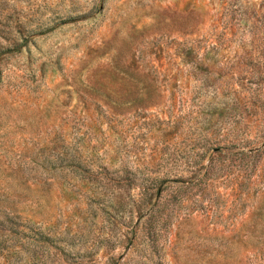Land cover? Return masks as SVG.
<instances>
[{
  "label": "rangeland",
  "instance_id": "1",
  "mask_svg": "<svg viewBox=\"0 0 264 264\" xmlns=\"http://www.w3.org/2000/svg\"><path fill=\"white\" fill-rule=\"evenodd\" d=\"M0 264H264V0H0Z\"/></svg>",
  "mask_w": 264,
  "mask_h": 264
}]
</instances>
